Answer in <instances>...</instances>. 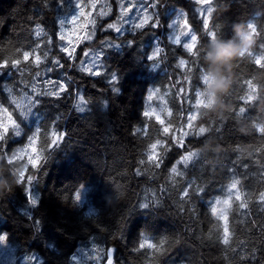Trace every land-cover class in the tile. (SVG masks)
I'll return each instance as SVG.
<instances>
[{
    "label": "trees",
    "instance_id": "16d2710c",
    "mask_svg": "<svg viewBox=\"0 0 264 264\" xmlns=\"http://www.w3.org/2000/svg\"><path fill=\"white\" fill-rule=\"evenodd\" d=\"M78 2L0 0V64L20 60L17 69L0 68V138L5 137L0 141V233L10 237L12 259L21 252H36L40 260L36 264H101L104 249L114 247L115 264H264V204L260 202V193L264 192V138L257 131L264 127V70L255 65V59H264V0H215L209 28L219 43L199 36L193 54L183 51L167 62L175 67V62L185 61L182 76L174 68L178 89L187 88L192 72L200 76L205 71L218 79L212 104L189 129L177 127V117L170 126L165 119L160 124L155 118L150 121L149 116H143L154 107L156 112L163 107L165 110L167 97L175 98L176 93L172 86H164L163 94L150 102L147 97L154 82L143 66L144 58L132 55L139 47L149 49L154 37L168 51L169 16H178L177 12L182 14L183 10L194 22V16H203L202 4L195 0H162L157 9L160 27L153 30L149 24L140 29L132 35L134 46L127 47V35L117 38L111 31L100 30L107 24L101 16L106 0H83L91 16L71 24V17L79 15L75 7ZM110 2L115 3V16L119 2ZM150 2L154 0H144L145 4ZM136 8L144 12L139 0ZM154 11L149 9L141 16H152ZM61 20L63 25L59 24ZM90 20L96 22L98 37L93 43H80L76 54L79 57L81 49L87 50L84 46L99 54L106 48L101 44L105 38L124 43L120 54L114 50L116 47L107 48L111 64L109 59L107 63L113 70L108 76L118 73V91L112 90L113 84H105L107 76L103 72L101 76L85 75L75 70L78 63L69 69L64 54L59 52V46L68 39L60 41L59 35H70L76 43V35L91 31ZM250 22L259 30L254 36ZM40 29L37 37L35 33ZM241 36L246 43L232 57L212 59L217 45L240 44ZM49 39L54 43L48 44ZM24 51L31 53L28 61L23 58ZM37 54L42 58L38 67L34 62ZM165 55L163 51L162 58L157 57L154 63H164ZM197 55L199 62H193ZM56 57L65 63L62 70L69 72L73 81L69 92L59 99L50 97L41 102H46L48 122L37 132L36 148L32 149L28 139L34 129L12 114L11 87L25 84L29 70L32 78L37 72L43 75L48 67H54L50 61ZM162 77L168 84L173 82L172 72L166 71ZM248 79L252 83L242 90V82ZM76 86L85 95L79 105L71 91ZM242 95L252 101L243 116L236 114ZM91 102V113L78 111L81 107L84 111L91 108ZM10 114L17 128L10 125ZM164 127L170 129L167 135ZM199 128L206 129V133L194 136ZM183 133L188 134L187 140ZM61 135L58 146H52L51 142ZM156 140L167 145L185 141L188 151L200 155L187 167L177 164L182 175H176L171 167L182 153H187L179 147H171L170 151L158 147L156 151L164 157V163L157 169L147 159L150 144ZM29 175L38 177L31 185V195L38 199L35 207L29 202L26 185L21 184ZM233 180L240 183L230 190ZM188 182L205 192L182 201L180 189ZM237 193L239 201L235 200ZM229 198L230 206L216 203ZM141 203L149 207L140 208ZM241 203L246 207L241 208ZM211 206L217 208L215 216ZM225 214L228 244L223 243L225 222L219 218ZM253 250L255 260L251 259Z\"/></svg>",
    "mask_w": 264,
    "mask_h": 264
},
{
    "label": "snow or ice",
    "instance_id": "6c2138e0",
    "mask_svg": "<svg viewBox=\"0 0 264 264\" xmlns=\"http://www.w3.org/2000/svg\"><path fill=\"white\" fill-rule=\"evenodd\" d=\"M161 2H162V0H154V2H150L148 4H145L144 0H139V8L141 10H143L145 13H147V11L149 9H153L155 11H154V14L152 16L144 15V17L142 19H140L139 23H134L132 25V27L136 28V29H143L147 25L150 24V27L153 30L158 29L160 27V22H159L160 18H159V14H158L157 9L160 6ZM195 2L197 4L206 5L205 0H195ZM208 2L210 3L211 0H208ZM75 7L79 10V15L78 16L77 15H73L71 17V19L69 21L71 24L75 25L77 23L78 19L81 18V17L91 16L90 12H86L85 11V8L83 6V0H80V2L76 3ZM93 7H94V5H93ZM118 7L120 9V12H119L120 20L123 21L124 23H127L128 21L124 20V17L128 16V13L133 12V9L136 7V5L133 4L132 6L125 7V5L123 3H121V4L118 5ZM196 14L199 15V10H196ZM104 15H106V14L105 13H101V16H104ZM185 16H186V13H185ZM206 20H208V19L207 18L202 19V25H203L204 29H207L204 26V22ZM64 23L65 22L63 20L59 21L60 25H63ZM95 23H96L95 20H90L91 31L88 34L84 35V36L76 35L75 36L76 43L73 42V39H67V43L66 44H61L59 46V52L63 53L65 58H66L67 67L69 69H73L75 67V64L79 63L80 67L75 69V70L76 71H80L83 74L89 75V76H101L102 75V70H103V72H107L108 71V68H106L105 65H104V58H105V55L107 53V48H110V47L120 48V47H122L120 44L111 45L109 43L108 39L105 38L104 40L101 41V44L105 45L106 48L102 49L99 52V54H97L96 56L92 57L91 56V49H87V50L81 49L80 50V55L78 57L76 53H77V48H79L80 43H84L86 41H91L94 38V34H95V31H96ZM187 26H188V21H187V18H185L182 27L187 28ZM37 27L39 28V26H37ZM85 27H88V26L85 25ZM168 27H171V25H168ZM57 30L59 31V28ZM100 30L101 31L114 30L118 34H130V33L123 32L121 27L117 26L116 23H108L106 26L101 25L100 26ZM249 30H250V32L252 33L253 36H254V34H257L258 31H259L257 26L254 23H252V22H250ZM41 32H42V29L36 31L35 35L37 37H39L41 35ZM190 32H191V30H190ZM188 34H189L188 32L185 33V35H188ZM211 34L215 35L214 33H211ZM58 39L60 41H65L66 37L64 35H59ZM190 39H191V41L197 40V34L195 32H191ZM158 42L159 41L154 37L152 43L155 45ZM53 43H54L53 39H49L48 40V44H53ZM134 43H135L134 40H128L126 46L127 47H132V46H134ZM172 43L179 45L181 43L179 37H177L175 40H173ZM261 45L264 46V36L261 37ZM37 47H40V45H37ZM183 47L186 48L189 53L192 52V47H191L190 43L183 44ZM161 51H162V49L160 47H156L155 46L154 47V51H152V52H150L148 54L147 60L150 62L151 65H153V66L157 65L156 63H154V61L160 55ZM45 55H47V53H45ZM30 56H31V53L29 51H24L23 52V58H24L25 61H28ZM90 58L92 59V66L89 67V66H86V65L88 64V61H89ZM34 62H35V64L38 67L42 63L41 55L37 54L35 56V61ZM50 63L54 66L55 69H63V68H65V63H62L61 59L59 57H56V58L52 59L50 61ZM179 63H180L181 66H183L185 64V61L184 60H180ZM19 64H20V60H13L11 62V64H9V62L7 60H4L3 63L0 64V68H7V67L11 66L12 68L17 69ZM255 65L258 66L259 70H264V59H258V60L255 59ZM54 68L53 67H49L46 70V72H52L54 70ZM35 75L37 77H39V73H36ZM62 76H63V79H58L57 81H52L51 77H49V82L54 83L55 88L58 89V91L45 92V93H43V95H48V96H52V97H55V98L59 99L61 97L62 93L69 92V86H70V83L73 81V79L70 77V74L67 71L63 72ZM108 82L110 84L113 83V82H118L117 74L113 73L111 75V79ZM250 83H252V81L250 79L243 81L242 84H241V89L242 90H244L245 88L248 89V86H249ZM112 90L113 91H118L117 88H112ZM71 91H75V92L79 93V89L78 88H75V89L72 88ZM39 96H40V94H37L36 98L34 99L35 102H37V103H39V99H38ZM194 96H195V93H194ZM147 98L149 100H151L152 99L151 94H149ZM81 99H83L82 95H81ZM250 104H252V101L247 100L245 98V96L242 95L239 98V101H238V104H237L238 111L236 112V114L243 116L247 112L248 106ZM5 111H8V108H5ZM78 111L79 112H83L84 108H79ZM142 114H143L144 117H148L150 115V113L148 111H145ZM21 115H23V113H21ZM9 120L17 128V122H16V120L12 119V115L11 114L9 115ZM156 120L160 124L164 123V121L161 120L158 116L156 117ZM191 120H192V116L188 117L187 124H188L189 128H192ZM38 131H39V129H37V132ZM139 131H140V129L137 128L136 132H139ZM169 131H170L169 127H164L163 128V132L166 135L169 133ZM217 131H219V129H217ZM257 131L261 134L262 138H264V127L258 128ZM205 133H206V129L199 128L198 132H194L193 135L194 136H200V135H203ZM15 134L17 136L20 135L19 131H16ZM133 134H135V133H133ZM183 135L185 137V140H187V135L188 134L187 133H183ZM4 139H5V137L0 138V141H3ZM62 139H63V135L59 136L57 139H54L51 142L52 146L57 147L58 146V140H62ZM28 141L30 143H34L33 137L32 136L29 137ZM158 147L161 148L162 150L166 149L168 151L171 150V147H179V148L184 149V152L187 153V154H183L182 153L180 155V157L178 158L177 162L172 165L171 172L176 174V175H182V173L177 171V166H176L177 164H180L181 166L187 167L190 162H193V164H194L195 160L200 155L199 152H197V151H188V149L186 147V144H185V141H178L176 144L167 145V144L163 143L161 140H156L154 143L150 144L151 154L148 155L147 159H148L149 162H152L154 164V167L157 168V169L161 168V166L164 163V157L161 156L156 151V149ZM140 163L144 164L145 161L141 160ZM39 167H40V159L36 163L35 169L39 170ZM245 167H246V165H245ZM136 174L140 175L141 174V170L137 169L136 170ZM36 180H38L37 176L29 175V176H27V181L26 182L23 181V180L21 181L22 185H26V191L28 192V195H29V202L33 205V207L38 205V199L31 195V185ZM239 183H240L239 180H233V182L229 186L230 190L236 189ZM190 192H191V194H190ZM204 192H205L204 188H194L193 187V182H188L185 185V187L180 189L179 198L182 201L185 200V198L190 200L192 198V195H195V196L199 197ZM77 199H79V194H77ZM235 200H237V201L241 200V196H240L239 193H237L235 195ZM260 202L262 204H264V192L260 193ZM216 203L217 204L223 203L225 205L230 206L231 198L225 199L223 201H219L218 200V201H216ZM210 205H211V202H210ZM139 207L140 208H148L149 205L147 203H141V204H139ZM240 207L243 208V207H246V205L241 203ZM181 211H183V209H181ZM211 213H212L213 216H215L217 214V208L215 206H211ZM219 218L225 222V226H224V229H223L224 235H223V238H222L223 243L224 244H228L229 243V240H228V227H227L228 217L225 214V215H223V216H221ZM3 239H4V237H0V240H3ZM144 246L145 245L143 243L140 244L141 248H143ZM150 246L151 247H155V245H150ZM114 253H115V248L114 247L105 248L104 251H103V256L101 257V264H104L105 261H106V264H115ZM251 259L255 260V250H253V255H252Z\"/></svg>",
    "mask_w": 264,
    "mask_h": 264
},
{
    "label": "rangeland",
    "instance_id": "374dc122",
    "mask_svg": "<svg viewBox=\"0 0 264 264\" xmlns=\"http://www.w3.org/2000/svg\"><path fill=\"white\" fill-rule=\"evenodd\" d=\"M115 1L118 2V0H115ZM79 2H80V0H79ZM127 2H128V0H120L119 4L123 3L125 5V7H128V3ZM129 3H130V6H132L133 4L137 6L138 0H130ZM205 3L208 6L210 5V7H212V9H213V5L215 3V0H211L210 3L208 2V0H205ZM206 5L202 4V7H204ZM114 6H115L114 2L111 3L109 8L107 7V4H105V11H103L101 13H105L106 15L110 14L112 12ZM211 10L208 11L209 15H210ZM117 12L118 13L120 12L119 7L117 9ZM118 13H117L116 16H119ZM185 13L186 12L182 10L183 18H182V20L180 22L174 21L172 19V20L169 21V24L171 25L170 31H171V36L173 38L172 41L175 40L177 37H179L181 43L178 45V48H181L184 52L187 53V55H190V54H193L195 52V48L198 45L199 36L196 33V31H195V29H194L189 17L187 16V13H186V16H185ZM142 14H145V12H140V10L135 7L133 9V12L128 13V16L124 17V20L128 21L127 23H124L123 21H122V23H120V21H117V23H116L117 26L121 27L123 32L130 33V34H118L114 30H108V31L109 32L111 31V32L115 33L117 38L118 37L120 38V37H123V36H126V35H131V34H133V32L135 30V28L133 29L131 24L139 23L140 19L142 18V16H141ZM178 16H180V15H178ZM106 17L109 20L111 18H114V16H110V17L106 16ZM207 17H209V16H204V18H207ZM185 18H187V21H188L187 28L182 27ZM109 23H111V22H109ZM248 26H250V23L248 24ZM190 30H191V32H195L197 34V40L191 41V39H190V34H191ZM186 32H188L189 34L185 35ZM75 33H76V30H73L72 34H75ZM65 37L68 38V39L71 38L70 35L69 36H65ZM97 37H98V32L96 30L95 34H94V38L91 41H89V43H93L97 39ZM246 37L249 39L248 36H246ZM108 41H109V43L111 45L120 44V41L114 43L112 38H110ZM210 41L213 44H215V43L218 44L219 43V41H216L214 39V35H212V34H211ZM185 43H190V45L192 47V52L189 53L188 50L183 47V44H185ZM81 44L84 45V43H81ZM122 45H124V43ZM174 45H176V44H174ZM155 46L158 47L157 44L152 45L150 47L148 53H150L151 51H154V47ZM84 47L86 49H89L86 46H84ZM121 48L122 47L116 48L114 50H116L120 54L121 53ZM110 53L111 52L106 53L105 58H104V65H105L106 68H107V60L108 59H109V62L111 64ZM96 55H97L96 51L91 49V56L94 57ZM132 56H135V57L138 56V53H137L136 49H135L134 54ZM147 56H148V54H147ZM147 56L145 57V60L143 62V66L148 68V71L150 72V76H151V78H152V80L154 82L153 83L154 86L152 87V89L150 91V94L152 96V99L150 100V102H155L160 97V95L163 94L164 86H168L170 88L172 86V84H168L166 79H164L162 77L167 71L166 67H165V64H164V66H161L160 64H157V65L153 66L147 60ZM61 62H62V60H61ZM193 62H199V56L198 55L194 57ZM174 65L176 67L177 66V62H175ZM86 66H89V67L92 66V59L91 58L89 59L88 64ZM183 66L180 65V67H179L180 70H178V71H181ZM79 67H80V64L78 63V68ZM46 70L44 71L43 75H40V73L37 72V73H39V77L35 76L36 81L33 84L34 90L30 89L28 87L29 81H32V79L34 78V77L32 78L33 75L30 74V73H32V70H29L26 73V74H28L27 78H26V85L27 86H24L22 84V85L18 86V88L11 87V92H10V99L9 100L11 102V112H12V114H14V115L17 114V115H19L21 117H25L26 124L29 127H32L34 129V131H35V134L33 136L34 143H30L29 142V146H32V149L36 148L37 138L39 136V135H36L37 134V129H40L43 126V124H46L48 122V115L46 114V110H47L46 102L45 103H41V102L37 103V102H35L34 99L36 98L37 94H43L45 92L58 91V89L55 88L54 83L49 82V77H51L52 81H57L58 79H63L62 78V73H63L62 69H55L54 68V70L52 72H46ZM112 71L113 70H108L107 72H103V70H102L103 75H107V79L104 80V82L107 85L110 84L108 81L111 79V76L109 77L108 75L110 73H112ZM78 72H80V71H78ZM117 79L119 81L120 77L117 76ZM189 80H190V83H189V85L186 88V92H187L186 96H187L189 105H191V107H192V114L191 115H192V117H194V116H196L197 112H199L201 114L204 110L209 108L210 102L215 98V95H216V89L218 87V79L213 77L210 73H207V72L204 71L203 74H201L200 76L199 75H194L193 72H192L191 75H190V79ZM120 88L121 87L118 84V88L117 89L120 90ZM178 93L182 94V91H179ZM192 93L193 94L195 93V96H191ZM81 95L84 96L83 92H80L76 96L78 98L77 105H79L84 99V97H83V99H81ZM50 97H52V96H47V98H50ZM19 98H21L23 100L16 101ZM167 101H168V97H167ZM156 111H157V108H155V107L150 110V112H149L150 113V115H149V120L150 121H151L152 118L157 117V116H159L161 118H165V114H166L165 112L159 113V112H156ZM83 112H85V111H83ZM21 113H23V115H21ZM10 125L14 126L13 123L10 124ZM145 131H148V128H146ZM1 235H2V237H4V239L2 240V247H3L4 250H7L6 253H5V256L3 257V260L5 261L4 263L10 264L12 262V254L9 252V249H11V247H10V244L8 243V241H7V238L5 237V234H1ZM38 262H40L39 258H38V260L36 262H34V264H36ZM15 264H20V262L19 263H15Z\"/></svg>",
    "mask_w": 264,
    "mask_h": 264
},
{
    "label": "clouds",
    "instance_id": "9594fccd",
    "mask_svg": "<svg viewBox=\"0 0 264 264\" xmlns=\"http://www.w3.org/2000/svg\"><path fill=\"white\" fill-rule=\"evenodd\" d=\"M246 40L241 36L240 44H233L232 42H228L227 44L217 45L216 50L212 59L224 61L227 60L228 57H232L233 53L241 47ZM235 58V57H233Z\"/></svg>",
    "mask_w": 264,
    "mask_h": 264
},
{
    "label": "bare ground",
    "instance_id": "6f19581e",
    "mask_svg": "<svg viewBox=\"0 0 264 264\" xmlns=\"http://www.w3.org/2000/svg\"><path fill=\"white\" fill-rule=\"evenodd\" d=\"M115 72V71H114ZM118 74V73H117Z\"/></svg>",
    "mask_w": 264,
    "mask_h": 264
}]
</instances>
